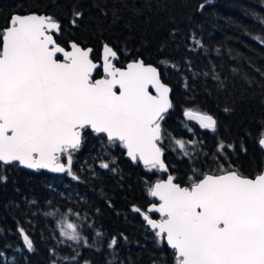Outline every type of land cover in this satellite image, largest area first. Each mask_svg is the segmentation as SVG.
I'll return each mask as SVG.
<instances>
[{"label": "trees", "instance_id": "trees-1", "mask_svg": "<svg viewBox=\"0 0 264 264\" xmlns=\"http://www.w3.org/2000/svg\"><path fill=\"white\" fill-rule=\"evenodd\" d=\"M74 11L83 13L76 27ZM13 12L53 15L62 23L61 39L93 48L96 60L108 43L118 53V67L143 59L158 68L174 105L163 123V159L182 186L193 167L214 169V154L248 177L263 169L258 138L264 131V43L255 37L264 38V0H0V28ZM189 108L212 115L216 132L187 119ZM221 141L231 147L218 153ZM101 162L110 168H100ZM72 168L79 180L0 167L6 177L0 181V264H173V250L132 210L144 212L156 203L147 187L166 174L147 171L123 148L91 133ZM65 220L78 226L79 242L60 235ZM113 237L117 245L110 248Z\"/></svg>", "mask_w": 264, "mask_h": 264}, {"label": "snow or ice", "instance_id": "snow-or-ice-1", "mask_svg": "<svg viewBox=\"0 0 264 264\" xmlns=\"http://www.w3.org/2000/svg\"><path fill=\"white\" fill-rule=\"evenodd\" d=\"M82 16L74 11L72 26ZM62 34L60 20L37 13L13 12L0 28V167L67 173L79 180L73 158L91 133L123 148L147 171L168 172L163 123L174 105L158 68L143 59L118 67V53L108 43L96 60L93 48L64 41ZM255 39L264 43L262 37ZM183 115L202 129L217 130V120L206 112L189 108ZM175 144L188 155L183 140ZM258 144L264 149V131ZM228 147L221 141L218 153ZM223 158L228 159L226 153ZM213 163L208 171L193 167L185 186L171 174L157 179L147 193L159 203L144 212L136 206L132 210L143 216L158 242L166 241L173 250V264H264V170L248 177L230 161L225 167L217 154ZM149 213H158L159 219ZM19 232L32 251V240L23 228ZM60 235L82 239L78 226L66 220ZM116 245L113 237L109 247Z\"/></svg>", "mask_w": 264, "mask_h": 264}, {"label": "water", "instance_id": "water-1", "mask_svg": "<svg viewBox=\"0 0 264 264\" xmlns=\"http://www.w3.org/2000/svg\"><path fill=\"white\" fill-rule=\"evenodd\" d=\"M25 14H28V13H25ZM102 55V47H101V50H100V56ZM129 62V61H128ZM147 64V63H146ZM125 65H126V63H125ZM152 65V64H151ZM154 66V65H153ZM260 146V145H259ZM261 147V146H260ZM262 149V148H261ZM263 151H264V149H262ZM124 152H125V157H127V155H126V151L124 150ZM128 158V157H127ZM129 159V158H128ZM141 164V163H140ZM166 164V163H165ZM142 165V164H141ZM143 166V165H142ZM19 167H21V168H23V169H25L27 172H32V173H35V172H37V170H32V169H27V168H24V167H22V166H19ZM262 170H264V167H263V169ZM261 170V171H262ZM41 171H45V172H48V173H51V174H59V175H63V174H65V173H52V172H49V171H47V170H41ZM162 173H164V174H166V176L163 178V179H166L167 178V175H169V172H162ZM154 183V182H153ZM155 199V198H154ZM156 200V199H155ZM156 203L158 204L159 203V201L158 200H156ZM151 206V204L147 207V209L149 208ZM146 209V210H147ZM152 214H158V213H149V215H152ZM158 216H159V214H158ZM153 219H155V218H153ZM159 219V218H158ZM145 223H146V221H145ZM147 224V223H146ZM148 226V225H147ZM149 227V226H148ZM150 228V227H149ZM151 229V228H150ZM152 230V229H151ZM153 231V230H152ZM164 243L166 244V241H164ZM167 245V244H166ZM168 248H170L169 246H168ZM171 249V248H170Z\"/></svg>", "mask_w": 264, "mask_h": 264}]
</instances>
